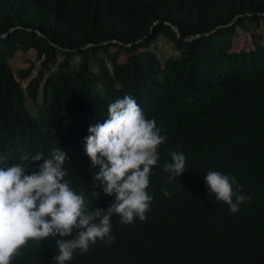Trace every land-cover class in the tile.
<instances>
[{
    "label": "trees",
    "instance_id": "1",
    "mask_svg": "<svg viewBox=\"0 0 264 264\" xmlns=\"http://www.w3.org/2000/svg\"><path fill=\"white\" fill-rule=\"evenodd\" d=\"M240 30L251 44L238 49ZM160 38L176 55L152 51ZM29 51L39 67L15 71L10 61ZM126 94L167 136L147 220L113 216L114 242L65 264H264V0H0V155L10 164L60 147L70 187L89 210H107L115 196L90 195L99 169L85 138ZM172 151L186 170L169 182ZM209 170L235 176L251 202L230 212L208 192ZM56 239L30 240L11 264H56Z\"/></svg>",
    "mask_w": 264,
    "mask_h": 264
},
{
    "label": "clouds",
    "instance_id": "2",
    "mask_svg": "<svg viewBox=\"0 0 264 264\" xmlns=\"http://www.w3.org/2000/svg\"><path fill=\"white\" fill-rule=\"evenodd\" d=\"M85 138V151L94 175L91 196L101 188L106 196H115L107 208H86L91 201L78 193L65 180V161L69 160L60 147L49 158L43 153L22 157L15 163L0 155V264H11L30 240L56 239V264H65L74 252L86 254L97 241L114 242L112 217L119 216L121 224H132L135 219L146 221L153 202L147 191L152 169L160 159L158 149L167 141L164 129L155 119H147L131 95H124L108 106L107 119L90 126ZM171 161L163 164L169 182L186 170V156L172 151ZM36 170L28 174L29 169ZM208 192L225 203L230 212L251 202L235 176L209 170L204 176ZM165 197L172 193L163 190ZM50 218V219H49ZM77 231L75 238L73 231Z\"/></svg>",
    "mask_w": 264,
    "mask_h": 264
},
{
    "label": "rangeland",
    "instance_id": "3",
    "mask_svg": "<svg viewBox=\"0 0 264 264\" xmlns=\"http://www.w3.org/2000/svg\"><path fill=\"white\" fill-rule=\"evenodd\" d=\"M262 31V30H259ZM237 41V48L241 49L246 44H251L250 34L247 32L239 31ZM152 51H155L159 55L162 60H165L173 55H176V51H174L173 47L163 38L155 44ZM35 63L36 68L39 67V63L36 59V53L34 51L29 52H18L16 56L10 61L11 67L16 71L19 69H27L31 67V64ZM36 70L33 72L32 77L35 76ZM27 81H23L24 86L27 85ZM42 96L40 97L41 100ZM31 109L33 110L34 107L32 106L31 102L29 103ZM35 114V113H34Z\"/></svg>",
    "mask_w": 264,
    "mask_h": 264
}]
</instances>
